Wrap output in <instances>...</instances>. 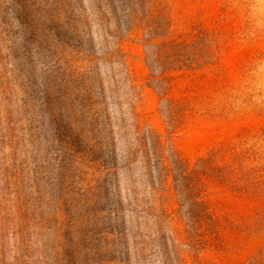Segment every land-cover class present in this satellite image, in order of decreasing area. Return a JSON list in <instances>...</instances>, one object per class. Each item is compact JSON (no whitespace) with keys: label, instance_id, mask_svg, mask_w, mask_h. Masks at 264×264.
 <instances>
[{"label":"rangeland","instance_id":"1","mask_svg":"<svg viewBox=\"0 0 264 264\" xmlns=\"http://www.w3.org/2000/svg\"><path fill=\"white\" fill-rule=\"evenodd\" d=\"M146 11L191 67L153 63ZM172 149L214 220L193 207L194 260ZM263 254L264 0H0V264Z\"/></svg>","mask_w":264,"mask_h":264},{"label":"trees","instance_id":"2","mask_svg":"<svg viewBox=\"0 0 264 264\" xmlns=\"http://www.w3.org/2000/svg\"><path fill=\"white\" fill-rule=\"evenodd\" d=\"M145 0H139L140 3L143 4ZM133 13V9H131ZM136 14V13H135ZM140 23L144 28L147 38L144 39L147 46L151 48V55L152 61L156 65L161 64L162 62V55L166 57V59L170 60L168 62L176 63V64H183L186 67H191L192 61H189L188 65H186L184 60L185 58V48L187 44L178 41V40H168L167 39V31L164 34L158 33L157 25L151 20L152 17L150 16V12H141L139 15ZM137 16V17H138ZM160 42L156 43L155 40H159ZM210 54V52H208ZM208 57H211L210 55ZM160 82H163V78L158 79ZM161 102H163V107L165 108V116L167 118L168 125L170 127L174 126V119L175 117L172 115V111L174 108H177L178 111L184 110L181 108V102L178 100H172L166 98L164 93L161 94ZM149 141L151 142L152 152L155 151L161 152L164 149V146L161 143L160 138H157L156 134H153L151 130L148 133ZM170 167L167 168V173L172 175L174 182L176 183L177 187L175 188L177 191V195L179 197L180 208L183 209V212L187 218V229H185V235L183 240L185 244L189 247V250L192 252V256L196 259V246L202 240L200 234L198 233L195 224L196 219L194 218V213L196 205H199L202 208L200 209V214H204L207 217L208 223H213L212 217H209V214L205 208V203L201 200L202 195L200 191L194 189L192 185H189L187 180L189 179L192 172H189L187 167L183 166V160L179 157L177 152L172 149L171 158L169 159ZM167 174V175H168ZM250 264H264V254L262 255L261 259H256L252 261Z\"/></svg>","mask_w":264,"mask_h":264}]
</instances>
